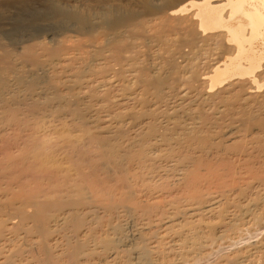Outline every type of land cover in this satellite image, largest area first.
I'll use <instances>...</instances> for the list:
<instances>
[{
    "label": "bare ground",
    "instance_id": "6f19581e",
    "mask_svg": "<svg viewBox=\"0 0 264 264\" xmlns=\"http://www.w3.org/2000/svg\"><path fill=\"white\" fill-rule=\"evenodd\" d=\"M261 223L264 0H0V264H171Z\"/></svg>",
    "mask_w": 264,
    "mask_h": 264
},
{
    "label": "rangeland",
    "instance_id": "374dc122",
    "mask_svg": "<svg viewBox=\"0 0 264 264\" xmlns=\"http://www.w3.org/2000/svg\"><path fill=\"white\" fill-rule=\"evenodd\" d=\"M45 132V131H44ZM43 134H45L46 135V137H49V136H47V134H49V132L48 131H46L45 133H43ZM43 134H42V132L40 133V134H38V136L39 137H42L43 139H46L45 138V135L43 136ZM41 135V136H40ZM74 135H75V133H74ZM21 136H22V134H21ZM41 138V139H42ZM22 140V139H21ZM20 140V141H21ZM18 141H19V139H18ZM161 165H163V164H161ZM160 168H161V170L163 171V166H160ZM163 168V169H162ZM161 170H158V171H154L153 173H151V174H149L150 176H149V179L151 180L152 179V181H150L151 182V184L153 185H155L156 187L160 184V179L161 178H165V179H167V180H169L170 179V177H171V175H169L170 173H167V172H165V171H161ZM158 172V173H157ZM162 173V174H161ZM165 173V174H164ZM159 174V175H158ZM166 175H168V178H166L167 176ZM162 176H164V177H162ZM152 177V178H151ZM159 177V178H158ZM161 177V178H160ZM171 179H173V178H171ZM149 182V181H148ZM153 182H155V183H153ZM171 182V183H170ZM170 182L168 181V182H166V183H169V185L171 186V185H173L172 187H170L168 184H166V183H164L165 185H163V187L161 188V186L159 185L158 186V188H161V190L164 188V190H166V189H169V190H166V191H168V192H170V190H171V193H170V195L172 196V194H174L175 193V195H178V194H180V193H182V192H180L181 190H180V188L181 187H178L177 185L176 186H174V184H172L173 182H172V180H170ZM156 183H157V185H156ZM166 185H168L167 187H169V188H167V187H165ZM138 191L139 190H141L142 189V191L144 192V190H143V187H142V185L140 186V184H138ZM174 187H178L179 189V192H177V188H175L176 189V191H175V189H174ZM172 188V189H171ZM157 189V188H156ZM155 189V192L157 191ZM158 191H160V190H158ZM157 191V193H155L154 191V194L152 193V196L153 195H157V196H160V197H165L167 194V192L166 191H160V192H158ZM162 192V193H161ZM164 192V193H163ZM174 192V193H173ZM176 192H177V194H176ZM144 193H146V194H144ZM144 193H142L143 194V196H142V198L143 199H145V198H147V192H144ZM150 193V192H149ZM150 194H148V196H149ZM164 195V196H163ZM169 195V196H170ZM145 196V197H144ZM154 197V196H153ZM149 198V197H148ZM150 198H152L151 197V195H150ZM149 198V199H150ZM167 198V197H166ZM148 200V199H147ZM147 200H145V201H147ZM124 219V220H123ZM127 220V221H126ZM120 221V224H121V226H122V232H123V238L124 239H122L123 241L125 240V238H127L128 240L129 239H131V235L133 234V232H134V230H136L135 228H137L136 226H138V221L136 222L137 223V225H135L136 223H135V221L136 220H131L130 218H122V220H119ZM123 224H122V223ZM135 223V224H134ZM248 226H249V228H251V229H249L248 228ZM245 229L246 230H243V231H240L239 232V234H238V232L236 233V234H234V235H232L231 237H229V239H228V237L226 238V239H224V240H219V241H217V242H215V243H213V244H211V246L210 245H206L207 246V248L205 249L204 248V250H200V253H199V251L197 250L196 251V253L195 254H193V258L191 257V258H188L187 260H183L184 258H179V257H175V258H173V261L171 262V264H219V261L221 262V260H222V258H224V256L225 257H227V256H229V255H232L235 251H239V250H243V249H245L247 246L248 247H250V245H253V244H255V243H258L259 241H261L262 239H264V238H262V237H264V224H260V227L259 226H254V225H252V226H250V225H248ZM124 228V229H123ZM238 234V235H237ZM234 239H233V238ZM168 241V240H167ZM165 244H167L166 242H165ZM215 244V245H214ZM212 248V249H211ZM241 248V249H240ZM202 251V252H201ZM203 254V255H202ZM155 258V257H154ZM186 259V258H185ZM153 261H155L156 262V264L157 263H159V260H153ZM184 261L186 262V263H184ZM154 262V263H155ZM138 264H142V263H138Z\"/></svg>",
    "mask_w": 264,
    "mask_h": 264
}]
</instances>
